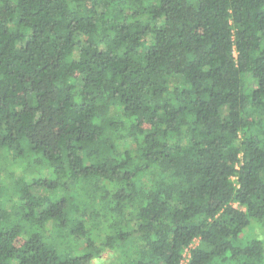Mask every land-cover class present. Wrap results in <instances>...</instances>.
<instances>
[{"label": "trees", "instance_id": "16d2710c", "mask_svg": "<svg viewBox=\"0 0 264 264\" xmlns=\"http://www.w3.org/2000/svg\"><path fill=\"white\" fill-rule=\"evenodd\" d=\"M196 240L264 264V0H0V264Z\"/></svg>", "mask_w": 264, "mask_h": 264}, {"label": "rangeland", "instance_id": "374dc122", "mask_svg": "<svg viewBox=\"0 0 264 264\" xmlns=\"http://www.w3.org/2000/svg\"><path fill=\"white\" fill-rule=\"evenodd\" d=\"M248 234L250 236H256V230H254V228L250 231H248ZM200 244V240H196L195 243H194V247H198ZM110 260V256L109 254H104L100 259H98L97 261L98 262H103V261H109ZM110 262V261H109ZM108 264H116L114 260H112L110 263Z\"/></svg>", "mask_w": 264, "mask_h": 264}, {"label": "built area", "instance_id": "2783aa9c", "mask_svg": "<svg viewBox=\"0 0 264 264\" xmlns=\"http://www.w3.org/2000/svg\"><path fill=\"white\" fill-rule=\"evenodd\" d=\"M194 243H195V242H194ZM194 243H193V245H192L189 249H187V250L185 251L184 258H183V261L181 262V264H187V262L189 261V259H190V257H191V252H192V250L195 248V247H194Z\"/></svg>", "mask_w": 264, "mask_h": 264}]
</instances>
